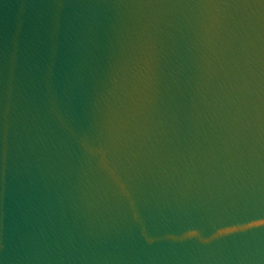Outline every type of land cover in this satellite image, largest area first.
Masks as SVG:
<instances>
[{
    "label": "water",
    "instance_id": "water-1",
    "mask_svg": "<svg viewBox=\"0 0 264 264\" xmlns=\"http://www.w3.org/2000/svg\"><path fill=\"white\" fill-rule=\"evenodd\" d=\"M0 264H264V0H0Z\"/></svg>",
    "mask_w": 264,
    "mask_h": 264
}]
</instances>
